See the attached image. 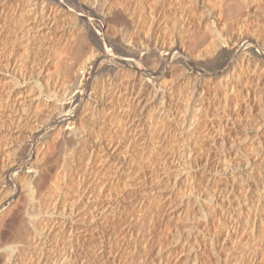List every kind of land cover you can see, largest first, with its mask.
Masks as SVG:
<instances>
[{"label":"bare ground","instance_id":"bare-ground-1","mask_svg":"<svg viewBox=\"0 0 264 264\" xmlns=\"http://www.w3.org/2000/svg\"><path fill=\"white\" fill-rule=\"evenodd\" d=\"M164 1L129 0L133 12L124 19L125 9L112 0H0V264H109L110 257L119 261L129 246L134 252L139 241L146 249L162 238L153 233L156 210L160 219L158 209L173 217L196 203L200 218L190 226L195 235L187 240L193 248L198 238H210L209 220L218 212L225 239L240 230L241 219L222 204L232 196L244 200L235 182L253 188L251 202L264 203L261 141L254 152L259 157L252 162L246 158L243 167H235L221 146L225 124L235 121L245 105L250 104L247 115L253 114L250 80L259 83L256 76H264V0H220L217 7L182 0L196 8L188 15L181 10L183 20L172 33L164 30L166 23L161 27ZM197 6L203 10L197 12ZM70 15L75 24L69 26L65 19ZM253 16L258 20L253 29H261L247 36V21ZM92 18L97 19L93 25ZM209 18L211 25L204 26ZM225 25L229 30L223 34ZM233 44H245L251 52H244L237 66L203 70ZM169 55L173 65L166 64ZM106 60L115 63L112 74L79 87L84 72ZM176 69L182 71L176 82L190 89L186 102L185 90L182 96L174 95L163 83ZM244 69L251 72L243 75ZM220 76L222 83L207 84ZM208 88L223 91L221 115ZM147 96L155 104L147 103L137 114V105ZM107 102L115 104L117 114H112L120 112L130 122L126 128L135 131L119 144L101 137L91 140L101 135L102 122H97L107 120ZM211 113L216 120L208 122ZM213 131L220 138L213 137L211 143L218 140L220 147L211 150L207 141ZM211 151L216 157L205 174L203 203L197 187L191 191L190 180L194 169L204 172ZM146 162L153 165L156 186L150 191H155L158 208L153 212L145 207L139 217L144 198L134 203L133 213L122 208V198L137 179L146 182ZM182 183L188 185L182 189ZM120 186V192L110 196ZM244 217L254 236L255 218ZM109 218L117 220L113 230L121 234L119 244L106 231Z\"/></svg>","mask_w":264,"mask_h":264},{"label":"rangeland","instance_id":"rangeland-1","mask_svg":"<svg viewBox=\"0 0 264 264\" xmlns=\"http://www.w3.org/2000/svg\"><path fill=\"white\" fill-rule=\"evenodd\" d=\"M201 1L205 6H211V7H217L222 3V2L220 3V0H201ZM112 3L125 9L122 14L123 15L122 18L124 19H127L130 16V14L133 12V8L130 5L129 0H112ZM223 3L225 4V2ZM194 8H196L195 3L189 5L188 2L186 4L182 3V0H165L163 4L161 27L162 25L164 26V24L166 23L164 27L166 33L170 32L171 30H172L171 33L175 32L176 30H174V27L177 26L178 28L183 20L181 17L182 14L181 10L184 9L188 15L189 12L194 10ZM200 10L203 9L197 6V12H199ZM206 21L207 20L204 19L202 23L205 24ZM257 21L258 20H254V16L250 17V19L247 21V26H246L247 36H254L252 34H257V33L253 32V30L261 29V26L259 29H253L254 27L257 26L256 25ZM73 22L75 21L74 19H72L71 15L65 19V23L69 24V26L75 24ZM96 22L97 19L92 18L90 24L93 25V23ZM185 22L187 23V19L185 20ZM196 22H198L197 18H196ZM210 22L211 19L209 18V20L204 26L209 27L211 25ZM227 26L228 25H225L220 29V31L223 34L228 32L229 28ZM262 27L264 28V25H262ZM100 44H103V42L100 41ZM246 51L247 53L249 51L251 52V48L247 47V45L245 44L243 45L233 44L231 49H229L224 56L219 58L215 64L213 65L208 64L203 68V70L212 72L217 69L224 70L226 67H228L229 64L231 66H237V64L240 62L242 58V54ZM115 52L117 55H125V54H121L122 52L120 51L115 50ZM174 62L175 60L172 59L171 55H169L168 58L166 59V64L173 65ZM180 64H184L182 58H180ZM114 65L115 63L113 61L106 60L105 62L98 65L92 71L86 70L84 72V76L82 80L79 83V87H82L87 83L93 85L95 82H99L102 76L106 74L109 75L112 74L111 70L114 67ZM179 71L176 69V71H174L175 73L172 72L170 74H167L163 79V83L170 85L171 89L174 90L173 91L174 95L182 96V93L185 90V96L183 98L184 99L183 101H185L187 100L186 96H188V90L190 89H187L185 85L176 82L177 80H179L178 75L181 74L182 72L180 71L179 73ZM228 71L232 72V68L228 69ZM249 72L251 71H249L248 69H244L243 75ZM256 77L259 83H256V80L255 79L253 80L252 77L250 82L253 88H249L251 90L250 92H252L251 93L252 97L250 98V102L253 107L252 109H254L253 114L247 115L249 114L248 107L250 104L245 105L243 108H241L240 110L241 113H239L240 115H237L235 121L233 122L229 121L225 124L224 130L221 134V137L225 138V141L223 142L224 144L221 145L222 147H224L223 151L224 153L227 154L229 153L230 159L233 162H235L234 163L235 167L237 166L243 167L246 158H250V162H252L253 160L257 159V157H259L256 156L254 153L256 148L258 147L259 141H261V144H263L262 147L264 149V126H263L264 119H262L264 113L263 114L261 113L263 112L262 103H264V76H256ZM212 80L213 81H209V83L207 84L212 85L214 82H219V83L223 82L221 76L217 78L214 77ZM211 85H209L208 87H210ZM256 85H257L256 87L257 89L254 88ZM208 90H209L208 95H211L215 99V103L218 104V107L220 108V109L218 108L220 112L219 114L221 115L222 111L220 110H222V108L220 105H222L223 102H221L222 97L220 96L223 91L221 92L220 89H218V91H214L212 88H208ZM242 90L246 91V88ZM113 101L115 103L116 99ZM154 101L155 100L150 99L148 96L146 97V99L144 98L143 100H141L136 107L137 114L140 110H144L147 103L155 104ZM219 101H220V105H219ZM179 102L181 105L182 100L181 101L179 100ZM106 104H108V106L106 107L107 120L104 121L100 119V121L98 120L97 122L98 124L102 122L100 124V126H102L103 128L100 130L101 135H97L91 140L101 137L102 139H106L107 141H110L112 143L116 142L119 144L125 141L127 139V136L135 131H133V129L131 128H126V125L130 124V122L126 118H124L123 115L120 116V112H118L119 116L112 114V113L117 114L116 112L117 110L115 109V104L112 106L110 105V102H107ZM108 107L110 108L108 109ZM112 115L117 117L116 120L113 122L112 120H110ZM210 117L211 119H209L208 122H211V120L213 121L216 120L215 117L212 115V113ZM222 117L223 120L226 119L224 118L226 116L223 115ZM143 119H147V117H142V120ZM232 126L235 128H231ZM213 137L220 138L219 132L213 131L209 135L207 142L211 150L212 148L218 149V147H220L218 140L216 141V143H211ZM152 141L156 144L158 140L155 137L154 139H152ZM150 150H152V152L155 153L156 152L155 146H151ZM215 157H216V152L213 153V151H211V158H209V160L206 162V165L204 166L205 167L204 172L200 173L199 169H194L195 176L190 180L192 184L191 191L193 192L196 186L198 192H200L199 202L202 201L204 203V198L206 196L204 191L207 188L205 182V174L207 175L208 172L210 173L213 164L212 162L215 159ZM152 166L153 165L147 162L144 164L146 176H144L142 181L146 180V182L142 184V182L139 181V179H137L136 182L133 184V186L127 188L126 193L123 195L122 198V208H124L130 213H133L134 211L136 212L134 203L137 202L140 198H144L146 204L144 203V206L138 209V211L136 212L137 216L139 215L142 216L143 214L142 212L145 211L146 209L145 207H151V209L153 208V212H154V207L158 208L157 199L154 195L155 191L154 190L150 191V187L154 189V187L156 186L155 180L152 179V172H151L153 168ZM228 180L231 182V179ZM186 184L187 183L185 184L182 183L181 185L182 189L188 185ZM220 184H221L220 187H223L222 180H220ZM235 186L237 190L236 192H238L239 195H242V198L244 200L238 201L236 197L232 196L230 200L224 198L222 203L225 211H229L230 214L236 217L238 216L241 219L240 230L235 234H232V236L225 239L224 233L220 231L224 227L220 229V226L218 224L219 223L218 218L220 216V213L218 212L214 215V217H212L209 220L208 235H210V238H207L206 240L198 238V243H197L198 245L195 244V247L191 248V246L187 244V240H191L192 237L195 235V228L194 227L190 228V226H193V223H195V219L200 218L196 213L197 212L196 203H193L189 208L185 207L181 215L174 214L173 217H168L167 211L161 212V209H158L159 214L162 218L161 219L158 218L157 210H156L153 213L156 218V223H153L152 227H154L153 233L155 235L161 234L162 238L160 237L158 241L154 239L152 242H150V245L146 249H144L142 243L139 241L137 245V249L134 252H132L133 250L131 249L132 247L129 246L128 248L125 249L122 255L119 256L120 259L119 261L121 262L130 261V264H145V261L150 262V264H159L158 262H161V264H264V212H263L264 203L251 202L253 188L251 190V188L248 186L250 189L248 190L246 185L239 184L238 182H235ZM121 189L122 186H120L118 189L115 188L114 191L110 194V196L111 195L113 196L115 193L120 192ZM118 204L121 205L120 200H118ZM237 212H239V215H237ZM255 213H257V216L255 215ZM245 215H247L249 221L252 218H255L256 220L253 225V227L256 228V233L254 236H251L250 228H252V225L250 224V222L249 223L245 222V217H244ZM201 221L202 220H199L198 224H201ZM225 222H226L225 228L227 227L229 228V226L231 228V218L227 217L225 219ZM98 223L103 224L100 221H98ZM159 223L161 225H159ZM148 225L149 223L147 224V226ZM116 226H118V223L115 218H111L109 222L105 223V228L107 233H113L112 241H114L115 243L118 242L117 244H119V242L122 240V237L120 236L121 235L120 233L114 232L113 227ZM146 227L144 225L143 227L144 232ZM76 233L80 236L84 235L83 231H77ZM175 237L176 239L177 237H179L180 240L175 241ZM61 257L62 255L60 256L59 261L62 260ZM111 258L112 257L108 259L109 264L121 263V262L119 263V261H111ZM159 259H161V261H158Z\"/></svg>","mask_w":264,"mask_h":264}]
</instances>
